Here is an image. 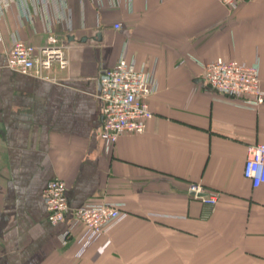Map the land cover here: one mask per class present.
<instances>
[{
  "label": "crops",
  "instance_id": "crops-1",
  "mask_svg": "<svg viewBox=\"0 0 264 264\" xmlns=\"http://www.w3.org/2000/svg\"><path fill=\"white\" fill-rule=\"evenodd\" d=\"M36 2L0 10V264H264V182L242 173L247 145L264 142V103L246 108L209 88L201 65L257 63L264 88V0ZM49 36L62 65L39 75L6 65L12 38ZM121 55L154 67L158 90L145 129L106 152L97 77ZM52 177L71 208L105 199L126 216L106 233L76 226L64 243L69 219H46ZM189 183L216 202L191 197Z\"/></svg>",
  "mask_w": 264,
  "mask_h": 264
},
{
  "label": "built area",
  "instance_id": "built-area-1",
  "mask_svg": "<svg viewBox=\"0 0 264 264\" xmlns=\"http://www.w3.org/2000/svg\"><path fill=\"white\" fill-rule=\"evenodd\" d=\"M12 1L0 0V10H6ZM36 1L39 3L40 0ZM218 1L234 9L239 0ZM53 61L60 65L64 63L61 48L52 36L38 46L12 38L6 49V65L23 74L39 75ZM201 65L203 82L209 88L246 108L255 109L264 103L257 63L217 57ZM97 80L101 102L99 137L105 151L109 152L120 134L140 133L145 129L153 115L149 98L158 90V85L154 67H136L132 60L127 61L122 55L114 65L103 68ZM242 173L254 187L264 182V142L247 145ZM66 191L65 181L58 177L49 179L43 188L47 221L54 224L69 219L63 234L64 243L76 226L83 227L86 233H106L127 214L120 203L105 199H93L71 208ZM187 191L203 203L214 204L217 199L216 192L206 190L198 183H189Z\"/></svg>",
  "mask_w": 264,
  "mask_h": 264
},
{
  "label": "water",
  "instance_id": "water-1",
  "mask_svg": "<svg viewBox=\"0 0 264 264\" xmlns=\"http://www.w3.org/2000/svg\"><path fill=\"white\" fill-rule=\"evenodd\" d=\"M98 35V34H97ZM85 39V37H82L80 40L83 41Z\"/></svg>",
  "mask_w": 264,
  "mask_h": 264
}]
</instances>
